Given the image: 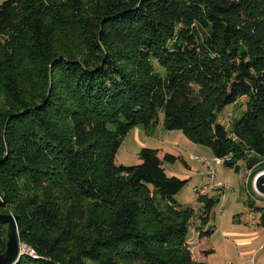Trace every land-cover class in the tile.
Returning <instances> with one entry per match:
<instances>
[{
  "label": "trees",
  "instance_id": "1",
  "mask_svg": "<svg viewBox=\"0 0 264 264\" xmlns=\"http://www.w3.org/2000/svg\"><path fill=\"white\" fill-rule=\"evenodd\" d=\"M0 37V214L29 248L16 264H206L176 198L188 179L166 170L179 156L117 153L161 122L251 181L264 170V0H5Z\"/></svg>",
  "mask_w": 264,
  "mask_h": 264
},
{
  "label": "rangeland",
  "instance_id": "2",
  "mask_svg": "<svg viewBox=\"0 0 264 264\" xmlns=\"http://www.w3.org/2000/svg\"><path fill=\"white\" fill-rule=\"evenodd\" d=\"M4 1L0 0V3ZM0 41L3 42L2 37H0ZM234 111L235 105L224 109V113L228 115ZM165 146L167 149L164 152H172L179 156L174 163L166 162L167 172L170 175L188 179L187 185L177 194L176 198L179 203L188 207L192 206L195 210L188 235L193 257L196 258L198 253V250L195 249L196 245H194V236L197 234L196 231H199L203 232L202 238L205 241L207 239L212 246H215L216 251L213 249L209 252L213 264H227L228 262L242 264L236 239L240 235L259 234L261 238L254 242V245H258L264 237V227L258 225L261 221V213L249 205L250 201L253 200L255 205L264 206V197L255 191L246 164L243 161H238V165L241 166L240 171L226 164H218L217 181L220 182L221 186L218 188L210 187L207 194L200 196L196 189L210 182L209 170L202 159L213 157L211 147L192 142L181 130H167L163 124H158L157 127L149 129L142 126L132 128L118 150L117 160L119 164L134 165L138 163L143 147L163 149ZM0 177L6 180L2 175ZM54 192V189L45 188L42 194L48 197ZM211 198L216 200L215 205L211 209L208 222L202 224L201 216L205 210L204 206ZM73 203L71 202V204ZM4 210H11L12 212L13 206L8 205ZM4 210L1 211L4 212ZM65 210L72 218L79 216L72 213L68 207ZM223 216L225 225L222 222ZM256 218L257 220H255ZM257 226L261 227L258 232L255 231ZM207 230L213 231L212 234H208ZM3 238L2 242L6 243L8 241L7 229ZM192 239L194 241L191 242ZM20 249L22 252L29 250L28 246L23 243H20ZM248 262L247 264H264V250L259 254L257 261L256 255H252Z\"/></svg>",
  "mask_w": 264,
  "mask_h": 264
},
{
  "label": "crops",
  "instance_id": "3",
  "mask_svg": "<svg viewBox=\"0 0 264 264\" xmlns=\"http://www.w3.org/2000/svg\"><path fill=\"white\" fill-rule=\"evenodd\" d=\"M161 124H163V123L160 122V125ZM165 149H167V148H165ZM165 165H166V163H165ZM251 198H253V197H251ZM255 220H257V218ZM222 222L225 225L224 216H223ZM258 225H261V224L258 223ZM259 230H261V227L259 228V226H257L255 228V231L258 232ZM198 232L199 231H196L197 234L194 236L195 237L194 245H196L195 249L198 250L197 257L195 259L198 260V261H204L206 264H213L212 261H211L210 255H209L210 253H207V252L208 251H210V252L213 251L215 246H212L210 241L207 240V239H206V241H208V242H206L205 239L202 238L203 235H201V232H199V233ZM249 232H252V231L249 230ZM260 238L261 237L259 236V234H255V235L248 234V235H240V237H238L236 239V242H237V244L239 246L238 251H239V257L242 259L241 260L242 264L249 263L248 262L249 258L252 255H256V261H257L259 254L264 250V237H263V240L258 245H254V242L257 241ZM192 241H194V240L192 239L191 242ZM214 251H216V249H214ZM227 264H229V262ZM232 264H235V263H232Z\"/></svg>",
  "mask_w": 264,
  "mask_h": 264
},
{
  "label": "water",
  "instance_id": "4",
  "mask_svg": "<svg viewBox=\"0 0 264 264\" xmlns=\"http://www.w3.org/2000/svg\"><path fill=\"white\" fill-rule=\"evenodd\" d=\"M253 185L255 191L264 197V170L256 174ZM0 219L9 224L7 248L0 254V264H16L22 254L18 238V217L12 213L0 214Z\"/></svg>",
  "mask_w": 264,
  "mask_h": 264
},
{
  "label": "built area",
  "instance_id": "5",
  "mask_svg": "<svg viewBox=\"0 0 264 264\" xmlns=\"http://www.w3.org/2000/svg\"><path fill=\"white\" fill-rule=\"evenodd\" d=\"M198 159V157H197ZM204 165L208 168L210 173V182L206 185L200 186L199 189H196V191L199 193L200 196H203L208 193L210 190V187H220V182L217 181V166L218 164H224L225 159L213 156L211 158H203L202 159ZM231 264V263H229Z\"/></svg>",
  "mask_w": 264,
  "mask_h": 264
}]
</instances>
